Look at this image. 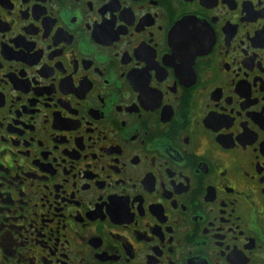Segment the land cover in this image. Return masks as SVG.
Wrapping results in <instances>:
<instances>
[{"label":"flooded vegetation","instance_id":"obj_1","mask_svg":"<svg viewBox=\"0 0 264 264\" xmlns=\"http://www.w3.org/2000/svg\"><path fill=\"white\" fill-rule=\"evenodd\" d=\"M0 264H264V0H0Z\"/></svg>","mask_w":264,"mask_h":264}]
</instances>
